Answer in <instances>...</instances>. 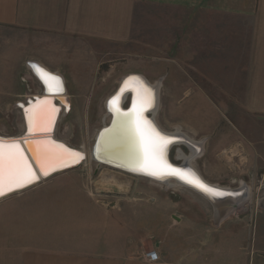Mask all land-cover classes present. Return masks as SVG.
I'll return each mask as SVG.
<instances>
[{"label":"crops","instance_id":"1","mask_svg":"<svg viewBox=\"0 0 264 264\" xmlns=\"http://www.w3.org/2000/svg\"><path fill=\"white\" fill-rule=\"evenodd\" d=\"M152 9L164 17L182 13L192 18L191 52L183 19L182 34L172 40L182 55L166 58L177 65L166 74L165 80L176 79L166 86L171 95L192 98L189 108L184 106L188 100L178 108L182 131L204 140L215 160L224 150L245 157L253 170H264V0H0V27L31 33L32 53L25 55L62 75L69 102L60 119L64 111H73L70 95H87L107 53L132 43L149 46L140 38L153 31L147 20ZM168 23L169 18L162 26ZM221 57L230 66L228 76L213 81L206 68ZM153 59H148L150 64ZM222 94L238 97L239 105L226 106L225 121H213L201 104H212ZM77 189L72 190L76 195L57 201L54 214L82 207L92 217L83 225L87 236L51 240L33 228L32 244L22 249L18 264H264L260 225L250 234L246 219L218 221L212 206L199 196L182 202L135 200L118 208L96 202L86 185ZM152 250L158 252V262L145 259Z\"/></svg>","mask_w":264,"mask_h":264},{"label":"rangeland","instance_id":"2","mask_svg":"<svg viewBox=\"0 0 264 264\" xmlns=\"http://www.w3.org/2000/svg\"><path fill=\"white\" fill-rule=\"evenodd\" d=\"M150 12L152 17L151 19L147 17V20L152 21L153 31L142 33L140 38L146 39L149 46L146 48L145 42H138L128 47H121L118 52L107 53L104 61L98 65V77L88 84L87 95H70L69 100L73 104V111L69 113L64 111V115L58 121L55 131L56 139L84 151L88 156L87 160L80 168L56 175H63L61 178L54 176L34 188L0 201V264H18V255L22 249L32 244L33 228L40 229L39 236H46L51 240L80 239L87 236L83 225L92 217L82 207L70 206L64 212L54 214L57 201L67 200L72 195H76L72 190H78L77 188L81 186L89 187L90 194L96 202L118 208L135 200L182 202L198 198L199 195L188 189L174 185L166 187L144 178L134 177L99 166L89 158L97 133L104 124H109L107 106L106 110L104 108L105 100L115 93L122 84L120 80L128 74H141L150 83L161 84L159 108L155 119L160 128L166 132H175L177 128H181L179 124L182 122L177 120L178 108H181L183 101L189 98L172 96L171 90L166 87L174 85L176 80H165L166 74L169 73L168 69L177 67L175 61L172 64L167 62L166 58L175 59L182 55L178 43H173L172 40L182 34L179 23L183 19L187 21L183 31L186 38L190 40L187 48L191 52L192 28L188 24L192 18L187 16L184 18L185 14L182 13H177L174 17L170 14L169 17H164V12L159 9H152ZM167 18L172 21V24L168 23L169 27L166 26L167 24L162 26V22ZM148 28L147 23L144 29ZM161 28H164L165 32H162ZM31 36V33L21 30L0 27V136L3 137L23 135L25 120L23 114V126L18 103L25 104L26 100L33 95H41L40 84L30 68L33 62L32 56L25 55L28 52L32 53ZM149 40L153 41L148 42ZM150 57L154 58L151 64L148 60ZM217 60L218 63L207 67L205 73L207 78L213 81L225 79L230 69V66L223 61L224 57ZM204 81H206L205 84L208 83L207 80L204 79ZM68 84L71 88L73 83L68 81ZM191 100L192 98L184 104L186 108L191 105L189 103ZM212 100L214 101L212 104L202 103L201 105L204 104L203 107L213 121H225L228 114L225 111L226 106L234 108L239 105L238 97H226L223 94L213 97ZM184 133L192 138L186 132ZM179 149L186 155L190 154L184 146L175 147L171 152V158L178 163L179 158H182L184 154L179 152ZM213 157V153L207 146L205 155L194 160L192 164L211 183L231 188H237L241 183H246L252 190L251 203L247 211L240 210L232 217L246 219L250 234L254 232L256 234L255 229L259 225L262 228L261 232L264 233V211L258 207V201L264 195L262 167L259 166L253 170L248 166L252 163L248 164L245 157L232 156L224 150L218 154L216 160ZM254 171H258L260 175H250Z\"/></svg>","mask_w":264,"mask_h":264},{"label":"snow or ice","instance_id":"3","mask_svg":"<svg viewBox=\"0 0 264 264\" xmlns=\"http://www.w3.org/2000/svg\"><path fill=\"white\" fill-rule=\"evenodd\" d=\"M32 67L40 75L49 91L54 87L58 91L61 90L58 77L52 76L37 65ZM130 80H136L140 85L134 89L136 98L132 101L131 109L122 112L118 106L125 88H121V94L112 98L110 105L120 117L119 125L124 135L127 155L135 165V170L158 178L177 176L205 192L216 196L225 195L204 185L192 173L174 168L167 162L165 153L167 146L172 143V138L157 131L152 122L144 116V112L152 106V91L144 87L137 78H130ZM128 84L129 81H125V86ZM57 111L58 109L52 106V102L48 99L38 100L25 109L28 138L24 139V143L32 152L36 168L44 176H48L57 168L68 166L70 162H78L82 159L80 153L73 152L64 145L43 136L51 131ZM36 168L25 154L20 141L0 138V196L24 188L38 180Z\"/></svg>","mask_w":264,"mask_h":264},{"label":"water","instance_id":"4","mask_svg":"<svg viewBox=\"0 0 264 264\" xmlns=\"http://www.w3.org/2000/svg\"><path fill=\"white\" fill-rule=\"evenodd\" d=\"M49 74H51L52 76H56L52 73H49ZM56 77L59 78L61 90H59V91L55 90L53 92H50V91L45 89L43 91L42 87L40 85V87H41V98L35 97V95H33L31 98H28L26 100L25 105H20V108L24 114V117L26 118L25 109L29 108L32 104H35L38 100H44V99L50 100L52 102V106H54L56 109H58V111L55 113L54 123L52 124L51 131L46 133V134H43V136L48 138V139L55 141L57 144L64 145L66 148L71 149L73 152L80 153L82 156V159H79L78 162H70L68 164V166L62 167V168H57L55 171L50 172V174L48 176H44L43 174H41L39 172V169L36 168L35 161H34V159H32V152L28 150V145L24 143V139L28 138L27 137V127L28 126L26 127L24 134L19 136V137H3V136H0V138H3L5 140L15 139V140L20 141L21 146L25 150V154L29 157L30 162L33 164V167L36 168L37 175L39 176V179L36 180L35 182H33L32 184L27 185L24 188L17 189L13 192L7 193L4 196H0V201L7 199L13 195L21 194V193H23V192H25L31 188H34L37 185L41 184L43 181L48 180V179H50V178H52L58 174H62L64 172L80 168L88 158L87 154L84 151L77 149L75 147H72L63 141L56 139V137H55L54 126H55L56 120L58 121V119L60 117L62 107H65V108L67 107V102L63 100L64 98H62V96L66 95L64 82H63L61 77H59V76H56ZM130 78H137L138 81L142 82L144 87H147V88L151 89V91H152V95H153L152 106L144 112V116L146 119H148L149 121L152 122V125L156 128L157 131H159L161 134H163L165 136L172 138V143H170L167 146L166 153H165V157L167 159V162L170 165H172V167H174V168L183 169L185 171L192 173L204 185H207L209 188L215 189L218 192L225 193V195L216 196V195H213L211 193L205 192V191L201 190L200 188L194 186L193 184L185 182V180H182L177 176H165L164 178H158L155 176L147 175L142 171L135 170V165L131 162L128 155L120 154V155L116 156L113 153L110 154L109 152L104 150V147H105L104 137H105L107 132L111 131L115 127L116 120H117V114L116 113L111 114L113 117H112L110 124H104L103 128L98 133V136H97V138L94 142V145H93V147L90 151V154H89L90 160L95 162L99 166H105V167H108L110 169L131 175L134 177L144 178V179L150 180L152 182L164 185L166 187L170 186L171 183H177L180 186H182L183 188L193 191L197 195L201 196L204 200H206L212 206L214 213H215V217L218 221L226 220L227 218L236 214L240 210L247 211L248 206L250 205L251 199H252V190L246 183H241L240 186L237 188H231V187H227L224 185L215 184V183H211V182L207 181L200 174V172L194 167V165L192 164V162L196 158V157L193 158V156H192V150L191 149H196V146L191 141L192 139L189 136H187L184 132H178L177 130L175 132H165L163 129L160 128V126L158 125V123L155 119L156 114L155 115L153 114V112L155 110L157 113L158 108H159V102H160V88H158V86H156V83L155 84L150 83V81L145 76H143L141 74H128V75L124 76L120 80V81H122V84L120 85V87H118V89L115 91V93L112 94L109 97V99L107 100V109L110 106V101L112 100V98L114 96H116L117 94H121V88H125V91L121 94V99L119 101L118 106L122 112L128 111L129 109H131L132 101H133V99L136 98V95L133 93L132 88H130V87L127 88L125 86V81L130 80ZM129 97H130V100H129L130 102L128 103ZM106 129L108 130L107 132L105 131ZM120 146H125L124 140L121 142ZM179 146L186 147L189 150L190 154L186 155L182 150L179 149L180 150L179 152L184 153L183 154L184 157L179 158L180 160L178 163L171 158V152L175 147H179ZM262 189L264 190V185L262 186ZM258 207L262 211H264V195L258 201Z\"/></svg>","mask_w":264,"mask_h":264},{"label":"bare ground","instance_id":"5","mask_svg":"<svg viewBox=\"0 0 264 264\" xmlns=\"http://www.w3.org/2000/svg\"><path fill=\"white\" fill-rule=\"evenodd\" d=\"M33 65H37L39 66L40 68H42L44 71H46L47 73H52L56 76H59L62 78L63 82H64V86H65V81L62 77V75L58 72H52L50 71L48 68H46L44 65L40 64V63H36V62H32L30 64V68L33 72V75L35 76L36 80L39 82V84L41 85L42 87V90L44 91L45 89L49 91L48 87L45 85L44 81L41 79L40 75H38V73L33 69ZM40 79V80H39ZM129 81V84L126 86L127 88L130 87L133 89V93L136 95V92L134 89H136L137 87H140V85L137 83L136 80H128ZM156 86H158V88H161V84L160 83H156ZM120 87V86H119ZM56 88L54 87L50 92H53L55 91ZM65 91H66V87H65ZM38 96V95H37ZM38 98H41V97H38ZM54 98V97H53ZM52 98V99H53ZM62 98H64L63 100L67 102V106H68V99H67V92H66V95L65 96H62ZM51 99V100H52ZM130 97L128 99V103L130 102ZM21 105H25V104H21ZM107 106V105H106ZM68 108V107H67ZM68 110V109H67ZM62 111H63V107H62ZM107 112H108V117H109V124L112 120V113L115 114V112L112 110V106L110 105L109 108L107 109ZM153 114L155 115L156 114V110L153 112ZM25 119V125L26 127L28 126L27 125V119L24 117ZM119 120H120V117L117 116V120H116V125L115 127L106 133L105 137H104V150H106L107 152H109L110 154L113 153L114 155L118 156L120 154H125L127 155V149L125 146H120L121 142L124 140V135L120 129V125H119ZM57 120H56V123H55V126H54V130L56 128V124H57ZM102 129V128H101ZM100 129V130H101ZM99 130V132H100ZM178 132H182L181 128H177L176 129ZM175 130V131H176ZM98 132V133H99ZM166 132V131H165ZM98 133H97V136H98ZM96 136V138H97ZM192 140V143L196 146V149H191L192 150V156L193 158H195V160H197L198 158H201L204 156L205 152H206V145H205V141L204 140H201V141H197V140H194L193 138H191ZM96 140V139H95ZM113 151V152H112ZM119 153V154H118ZM184 157V155L182 154V158ZM178 186V187H182L180 186L179 184L177 183H171L170 186ZM183 188V187H182ZM191 191V190H190ZM193 192V191H192ZM194 193V192H193ZM196 194V193H195ZM201 197V196H200Z\"/></svg>","mask_w":264,"mask_h":264},{"label":"built area","instance_id":"6","mask_svg":"<svg viewBox=\"0 0 264 264\" xmlns=\"http://www.w3.org/2000/svg\"><path fill=\"white\" fill-rule=\"evenodd\" d=\"M145 259L149 262L155 263L159 261V255L156 250L149 251L145 253Z\"/></svg>","mask_w":264,"mask_h":264}]
</instances>
